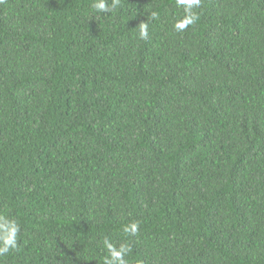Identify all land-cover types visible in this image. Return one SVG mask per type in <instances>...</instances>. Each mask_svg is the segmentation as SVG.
<instances>
[{"label":"trees","instance_id":"obj_1","mask_svg":"<svg viewBox=\"0 0 264 264\" xmlns=\"http://www.w3.org/2000/svg\"><path fill=\"white\" fill-rule=\"evenodd\" d=\"M94 2L0 3V264H264V0Z\"/></svg>","mask_w":264,"mask_h":264},{"label":"clouds","instance_id":"obj_2","mask_svg":"<svg viewBox=\"0 0 264 264\" xmlns=\"http://www.w3.org/2000/svg\"><path fill=\"white\" fill-rule=\"evenodd\" d=\"M4 0H0L3 3ZM177 6L184 7V16L177 20L174 29L176 31H182L186 29L189 25L195 23L198 16L192 11L194 7H198L200 0H176ZM119 5V0H112L111 7L106 3V0H96L92 4V7L98 12H110ZM156 13H152V18H156ZM139 35L141 39L148 38V25L146 22L139 25ZM138 222L130 223L125 225L123 228L124 233L135 235L138 231ZM20 231V226L17 221L9 219L6 216H0V256L9 253L11 250L17 247V235ZM104 246L109 253V257L105 258V264H128L125 257L130 252L129 247L126 244H121L117 248L113 243H111L107 238L104 240Z\"/></svg>","mask_w":264,"mask_h":264}]
</instances>
